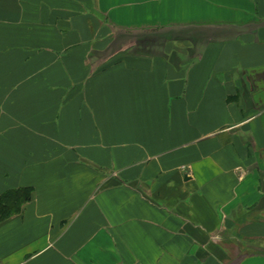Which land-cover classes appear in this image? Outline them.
<instances>
[{"label": "crops", "instance_id": "crops-1", "mask_svg": "<svg viewBox=\"0 0 264 264\" xmlns=\"http://www.w3.org/2000/svg\"><path fill=\"white\" fill-rule=\"evenodd\" d=\"M0 264H264V0H0Z\"/></svg>", "mask_w": 264, "mask_h": 264}, {"label": "trees", "instance_id": "trees-1", "mask_svg": "<svg viewBox=\"0 0 264 264\" xmlns=\"http://www.w3.org/2000/svg\"><path fill=\"white\" fill-rule=\"evenodd\" d=\"M31 190L7 192L0 196V223L20 213L22 206L30 201Z\"/></svg>", "mask_w": 264, "mask_h": 264}]
</instances>
